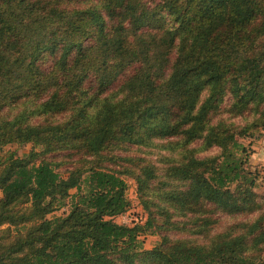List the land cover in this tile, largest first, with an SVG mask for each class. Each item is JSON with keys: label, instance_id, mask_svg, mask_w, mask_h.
<instances>
[{"label": "trees", "instance_id": "trees-1", "mask_svg": "<svg viewBox=\"0 0 264 264\" xmlns=\"http://www.w3.org/2000/svg\"><path fill=\"white\" fill-rule=\"evenodd\" d=\"M263 135L264 0H0V264H264Z\"/></svg>", "mask_w": 264, "mask_h": 264}, {"label": "rangeland", "instance_id": "rangeland-1", "mask_svg": "<svg viewBox=\"0 0 264 264\" xmlns=\"http://www.w3.org/2000/svg\"><path fill=\"white\" fill-rule=\"evenodd\" d=\"M244 144L247 145L250 149V160H249V168L252 171H264V135L260 139H248L243 140ZM31 146H24L19 147L18 145L8 146L4 148L2 151H12L17 152L19 156H24L25 154H28L31 151ZM69 168V166H67ZM66 171V169L62 170L63 174ZM124 179L126 180L128 184V198L131 201V209L127 213L126 218H117L116 222L119 224H125V223H134V222H144L146 220L147 214L143 211L142 206L140 205L139 199H138V193H137V184L135 180L131 176H124ZM74 193V191H73ZM0 193V198H1ZM69 212V207H65L63 210L55 213L52 217L55 216H65ZM141 240L144 243V248L146 250H151L154 247H156L160 241L161 238L157 235H147L143 236Z\"/></svg>", "mask_w": 264, "mask_h": 264}, {"label": "built area", "instance_id": "built-area-1", "mask_svg": "<svg viewBox=\"0 0 264 264\" xmlns=\"http://www.w3.org/2000/svg\"><path fill=\"white\" fill-rule=\"evenodd\" d=\"M126 216H127V213L126 214H124V215H122V216H120V218H126ZM119 218V217H118ZM124 225H128V226H130V225H132V223L130 222V223H125Z\"/></svg>", "mask_w": 264, "mask_h": 264}]
</instances>
